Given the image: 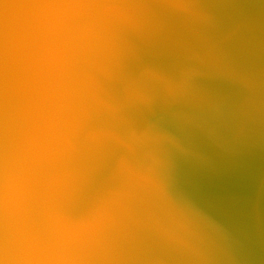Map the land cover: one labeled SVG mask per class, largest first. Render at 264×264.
<instances>
[{
    "label": "water",
    "instance_id": "1",
    "mask_svg": "<svg viewBox=\"0 0 264 264\" xmlns=\"http://www.w3.org/2000/svg\"><path fill=\"white\" fill-rule=\"evenodd\" d=\"M0 264H264V0H0Z\"/></svg>",
    "mask_w": 264,
    "mask_h": 264
}]
</instances>
